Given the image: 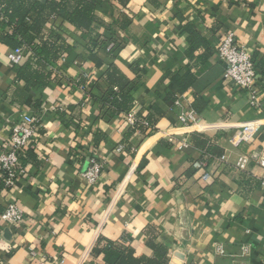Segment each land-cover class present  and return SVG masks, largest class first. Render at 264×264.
<instances>
[{
  "label": "crops",
  "instance_id": "obj_1",
  "mask_svg": "<svg viewBox=\"0 0 264 264\" xmlns=\"http://www.w3.org/2000/svg\"><path fill=\"white\" fill-rule=\"evenodd\" d=\"M124 15L132 24L117 31L125 48L115 56L113 44L91 52L88 36L63 24L61 36L74 49L49 68L47 87L19 81L7 58L12 50L0 43V153L21 114H37L43 124L37 164L23 166L13 191L0 190V264H87L101 237L146 258L154 257L152 240L168 250V264H264V170L236 168L242 155L264 148V106L252 108L223 78L216 54L233 34L252 54L264 93V0H130L126 10L104 0L93 28L105 34L102 26ZM54 28L49 23L45 32ZM112 63L131 80L133 67L145 71L131 111L148 123L145 133L131 132L126 115L102 113L92 97L90 85ZM94 90L102 97L103 88ZM189 111L199 124L181 125L179 115ZM252 121L260 132L236 148L234 136ZM195 134L224 155L205 160ZM184 139L189 145L180 150ZM90 158L105 166L95 185L83 177ZM203 160L207 167L196 171ZM10 203L22 210V222L1 220Z\"/></svg>",
  "mask_w": 264,
  "mask_h": 264
},
{
  "label": "trees",
  "instance_id": "obj_2",
  "mask_svg": "<svg viewBox=\"0 0 264 264\" xmlns=\"http://www.w3.org/2000/svg\"><path fill=\"white\" fill-rule=\"evenodd\" d=\"M104 0H0V43L15 50L25 46L31 50L33 57L29 58L23 66L14 65V72L21 82L28 87H47L52 81L50 67H54L63 59H67L74 47L63 40V24H67L77 30L78 33L88 36L87 47L91 52L108 49L107 44H113L109 49L111 56L125 48V43L120 40L116 33L125 31L132 24V19L124 15L121 20L112 25L102 26L105 34H97L93 25L100 24L96 16V10L101 7ZM120 9H127L130 0H112ZM52 23L55 30L48 34L47 24ZM186 30L192 38L196 36L192 26ZM58 31V33H55ZM108 34V36H106ZM137 74L136 79H129L114 63L103 73L102 78L90 85L92 97L101 106V112L105 115H127L135 106L133 93L138 89V83L145 71L139 67H133ZM188 77V76H187ZM188 79V78H186ZM175 83L185 90L181 84ZM191 80H193L191 78ZM96 87L103 88L102 97L94 95ZM60 120L66 118L61 109L57 110ZM151 125L153 121L146 118ZM147 127L143 122H138L131 130H141L145 133ZM197 146L203 151L205 160L220 158L224 151L211 143L204 135L195 134ZM37 164L34 146L25 150V157L21 160L24 166L27 163ZM5 188V176L0 181V190ZM149 248L153 251V258L137 257L131 247H126L119 242L107 240L103 237L97 241L91 260L87 264H168V250L159 247L149 241Z\"/></svg>",
  "mask_w": 264,
  "mask_h": 264
},
{
  "label": "built area",
  "instance_id": "obj_3",
  "mask_svg": "<svg viewBox=\"0 0 264 264\" xmlns=\"http://www.w3.org/2000/svg\"><path fill=\"white\" fill-rule=\"evenodd\" d=\"M216 54L224 66L223 78L231 81L246 94L252 108L261 109L264 106V93L258 86L259 74L252 54L235 40L233 34H227L220 40ZM32 57L33 53L25 46L12 50L7 55L10 64L17 66L25 64ZM59 109L63 110V108ZM126 118L133 128L138 122H143L144 126L148 128V123L132 112L127 114ZM178 120L183 126L200 123L198 116L193 111L183 112L179 115ZM261 127L258 121L244 124L234 136L233 145L236 148L249 145L260 132ZM42 129L43 124L37 114H21L18 120L13 123L10 137L0 153V171L5 176V185L8 191L14 190L19 178L23 175L24 167L21 160L25 157V150L34 146ZM177 145L182 150L187 148L189 142L184 139ZM251 165L259 166L264 170V148L242 155L236 163V168L239 171H246ZM206 167L207 162L204 160L193 164L196 171L204 170ZM104 170L105 166L102 162L90 158L87 169L83 172V177L89 185H95L100 180ZM261 185L264 188V176ZM23 219L24 214L16 203H10L1 216V220L10 225L20 223ZM218 251L224 254L223 249L220 248Z\"/></svg>",
  "mask_w": 264,
  "mask_h": 264
}]
</instances>
